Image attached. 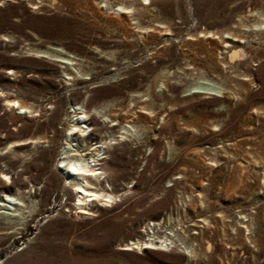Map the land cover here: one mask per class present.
Returning <instances> with one entry per match:
<instances>
[{"label":"rangeland","instance_id":"rangeland-1","mask_svg":"<svg viewBox=\"0 0 264 264\" xmlns=\"http://www.w3.org/2000/svg\"><path fill=\"white\" fill-rule=\"evenodd\" d=\"M0 173V264H264V0H0Z\"/></svg>","mask_w":264,"mask_h":264},{"label":"bare ground","instance_id":"bare-ground-1","mask_svg":"<svg viewBox=\"0 0 264 264\" xmlns=\"http://www.w3.org/2000/svg\"><path fill=\"white\" fill-rule=\"evenodd\" d=\"M7 104H18L17 101H7ZM73 120L76 124L78 122H83L82 129L80 127L77 130L70 131L69 134H72L75 137H81L80 142L83 140H91L94 141L92 143V147L79 148L78 146L74 153H67L66 156L60 161L61 165L65 171V174L68 178V183H70L73 187L74 192L76 193V202L74 203L78 207L79 213H88L85 209L84 205L90 202V200H94V198L98 196L106 197L107 199L111 198L112 195L108 192H99L97 188L93 185L92 180H104L105 171L100 166L102 163L101 159L105 158L106 155V146L104 141L101 139H97L96 133L97 128L95 129L92 125L91 117L86 111H74L72 115ZM71 130V129H70ZM81 132V133H80ZM106 143V142H105ZM59 167V166H58ZM61 168V167H60ZM2 177H6L7 175L4 173H0ZM75 179L74 183H71L70 180ZM106 183V182H104ZM96 184V183H94ZM107 188H109L108 184H105ZM101 197V198H102ZM146 240V239H145ZM171 241L163 240L162 243L167 244ZM134 243V242H129ZM126 244L125 248L129 249ZM134 246H137L134 244ZM151 241L143 242V247H150Z\"/></svg>","mask_w":264,"mask_h":264},{"label":"built area","instance_id":"built-area-1","mask_svg":"<svg viewBox=\"0 0 264 264\" xmlns=\"http://www.w3.org/2000/svg\"><path fill=\"white\" fill-rule=\"evenodd\" d=\"M151 226V225H150ZM150 226L148 225L147 228H150Z\"/></svg>","mask_w":264,"mask_h":264}]
</instances>
